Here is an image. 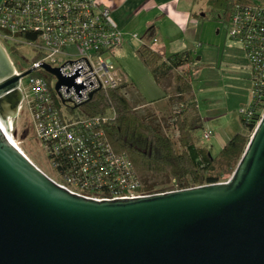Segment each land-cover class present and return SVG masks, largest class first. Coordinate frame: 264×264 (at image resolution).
<instances>
[{"label": "water", "instance_id": "1", "mask_svg": "<svg viewBox=\"0 0 264 264\" xmlns=\"http://www.w3.org/2000/svg\"><path fill=\"white\" fill-rule=\"evenodd\" d=\"M38 66L59 79L63 104L62 85L78 98L87 87L74 80L82 66ZM36 67L16 75L0 43V264H264V113L228 182L98 201L59 186L11 140L20 80Z\"/></svg>", "mask_w": 264, "mask_h": 264}, {"label": "built area", "instance_id": "2", "mask_svg": "<svg viewBox=\"0 0 264 264\" xmlns=\"http://www.w3.org/2000/svg\"><path fill=\"white\" fill-rule=\"evenodd\" d=\"M226 28L229 38L243 43L252 63L253 103L240 111L241 118L251 121L254 106L260 108L264 104V5L237 7ZM121 38L112 11L97 0L0 2V43L6 51V45H10L12 51L25 45L34 53L31 68L22 72L15 68L16 75L20 76L42 62L52 69L61 67L62 74L67 76L83 67L80 70L82 76L74 79L77 84L84 81L87 86L80 91V98L73 87L68 93L65 91L67 86L58 89L64 100L71 97L76 105L83 104L77 107L72 101L63 104L56 90L59 79L38 66L26 76L30 98L22 88L23 79L20 80L24 99L19 115L25 109L31 117L36 137L60 181L51 179L72 194L98 201L151 196L138 179L128 155L113 148L108 130L114 113L108 117L87 116L80 112L97 93L128 83L127 76L110 57ZM248 47L251 53L258 55L250 56ZM82 58L87 59L92 70ZM67 61L78 62L65 64ZM97 78L101 88L90 99L88 94L100 87ZM90 82L93 85L90 86ZM212 135L210 130L204 132L206 140ZM179 190L175 187L170 192Z\"/></svg>", "mask_w": 264, "mask_h": 264}, {"label": "trees", "instance_id": "3", "mask_svg": "<svg viewBox=\"0 0 264 264\" xmlns=\"http://www.w3.org/2000/svg\"><path fill=\"white\" fill-rule=\"evenodd\" d=\"M249 4L256 3L249 0L208 2L211 13L219 12L218 19L225 23V27L237 7ZM155 39V27L152 26L146 34V44L137 54L158 84L175 73L176 86L170 99L177 109L171 117V125V120L161 121L162 125L153 119L151 114H140L125 93L128 83L118 89L97 93L80 112L87 116L108 117L114 113L108 130L113 148L116 152L128 155L138 179L146 186L150 195L167 193L175 187L184 190L228 182L261 120L264 104L260 108L254 106L255 113L251 121L242 118L247 132L234 135L221 151L213 156L207 145H201L197 135L203 129V120L189 77V69L195 62L193 54L186 51L162 56L151 48ZM247 52L250 56L258 55L257 52L251 53L249 47ZM182 69L186 70L182 72ZM172 126L178 131L177 138L168 132Z\"/></svg>", "mask_w": 264, "mask_h": 264}, {"label": "rangeland", "instance_id": "4", "mask_svg": "<svg viewBox=\"0 0 264 264\" xmlns=\"http://www.w3.org/2000/svg\"><path fill=\"white\" fill-rule=\"evenodd\" d=\"M249 1L264 4V0ZM196 7L199 13L200 8H203L206 17L198 19V27L189 28L184 36L186 41L181 43L190 47L195 60L189 69V77L203 120V129L197 135L201 145H207L212 155L216 156L234 135L247 132L240 111L249 108L253 103L252 63L245 52L243 43L229 38L225 23L218 19L219 12L211 13L208 0L197 1ZM168 35L169 33L163 37V42ZM115 47L111 50L110 57L118 67L120 63H125L122 62L124 58L130 69L131 80L130 83L128 80L129 85L125 91L127 98L138 108L140 114L149 113L160 123L171 120V125L173 123L171 117L175 115L177 107L170 99V96L174 95V90H171L169 83L175 82V73H172L166 82L164 80L158 84L151 71L137 56L138 54L134 52L129 54V50L125 54ZM6 48L17 70L22 72L31 68L34 58L31 49L25 45L15 47L16 50L13 51L10 45H6ZM113 55L118 59H114ZM233 76L239 79L232 78ZM22 88L30 98L28 77L23 78ZM8 128L15 145L47 176L59 182L58 173L50 164L43 146L38 141L34 124L25 109L17 119L9 122ZM209 130L213 132V135L205 140L204 132ZM168 132L174 138L178 137L175 126L170 127Z\"/></svg>", "mask_w": 264, "mask_h": 264}, {"label": "crops", "instance_id": "5", "mask_svg": "<svg viewBox=\"0 0 264 264\" xmlns=\"http://www.w3.org/2000/svg\"><path fill=\"white\" fill-rule=\"evenodd\" d=\"M97 1L112 9L114 22L118 30L123 34L121 42L115 48L125 54L129 50V54L134 52L137 55L141 47L146 44V34L152 26L155 27L157 43L152 44L151 48L156 53L162 56H170L186 51L192 52L190 47H187V44L181 42L186 41L184 36L188 33L189 28L191 26L198 27V19L206 17V12L203 11V8H200V13L197 11L196 3L199 0ZM167 32L169 33L168 38L163 42V37H166ZM113 58L117 57L113 55ZM122 62L125 63H120V69L127 76L130 83V69L127 61L122 58ZM232 78L239 79L234 76ZM167 80L169 78L165 79V82ZM175 86V82L169 83L171 90H174Z\"/></svg>", "mask_w": 264, "mask_h": 264}, {"label": "bare ground", "instance_id": "6", "mask_svg": "<svg viewBox=\"0 0 264 264\" xmlns=\"http://www.w3.org/2000/svg\"><path fill=\"white\" fill-rule=\"evenodd\" d=\"M11 140H12V137H11ZM12 142L14 143V141L12 140ZM15 144V143H14Z\"/></svg>", "mask_w": 264, "mask_h": 264}]
</instances>
